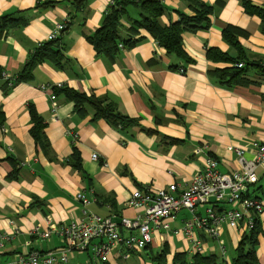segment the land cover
<instances>
[{
  "label": "crops",
  "instance_id": "crops-1",
  "mask_svg": "<svg viewBox=\"0 0 264 264\" xmlns=\"http://www.w3.org/2000/svg\"><path fill=\"white\" fill-rule=\"evenodd\" d=\"M111 1L0 0V16L20 15L25 21L0 37V69L12 82L4 88L6 80L0 78L4 117L0 126V236L7 238L0 239L2 263L14 262L28 252L47 253L63 247L59 235L42 239L36 229L43 233L93 215L110 217L117 225L123 218L136 219L143 212L127 206L134 191L177 184L182 192L209 157L226 174L242 169L238 150H243L245 161L255 159L251 142L264 137V71L253 64L264 68V33L260 19L245 13L243 0H202L215 7L212 26L183 35L185 52L195 63L178 70L172 68L177 60L143 30L142 40L130 48L120 45L114 60L97 54L88 38L103 25ZM159 1L168 9L159 20L161 26L176 22V11L191 13L187 0ZM250 1L264 7V0ZM139 20L138 11L129 6L121 20L123 40L128 39L132 22ZM65 22L67 32L59 37L67 57L63 67L45 61L34 67L30 81L14 85L31 54L48 42L57 24ZM227 25L248 33L239 39L248 62L247 86L229 88L209 76L211 70L227 64L209 61L207 48L234 58L238 55L222 37ZM61 85L88 96H108L122 114L139 124L116 128L104 119L94 120L89 106L80 114L64 94L56 93ZM52 94L57 96L55 111ZM29 105L45 120L48 152L36 145L30 133ZM73 143L81 171L67 163ZM94 154L98 160L92 159ZM257 176L258 182L248 187L246 195L263 198L264 169L259 168ZM79 193L90 198L91 204L78 201ZM207 207L222 212L229 205L211 199L198 213L203 215ZM191 218L190 212L182 210L168 231L152 234L144 250L124 259L128 250L119 248L105 264H179L177 256L192 264L193 242L182 232ZM257 218L260 231L254 253L258 264H264V213ZM248 231L244 222L239 228L225 225L216 241L196 229L204 248L200 255L214 258L215 264H233ZM90 257V251L74 252L69 263L84 264Z\"/></svg>",
  "mask_w": 264,
  "mask_h": 264
},
{
  "label": "built area",
  "instance_id": "built-area-1",
  "mask_svg": "<svg viewBox=\"0 0 264 264\" xmlns=\"http://www.w3.org/2000/svg\"><path fill=\"white\" fill-rule=\"evenodd\" d=\"M112 0L109 5L113 4ZM67 28V23L57 24L48 35V41L58 39ZM122 47V46H121ZM243 67V63L237 65ZM3 80L10 78L4 72ZM10 85L12 82L10 81ZM62 86V85H61ZM60 87V86H59ZM53 111L58 108L57 96L51 95ZM251 146L255 151V159L247 162L243 157V150H238L240 161L243 162L241 170L233 173H222L219 163L213 158H207L203 168L193 178L188 189L178 192V185L172 184L161 190H136L127 202V206L141 210L143 213L136 219L121 220V224H115L110 217L88 216L86 219L75 220L60 228H50L40 233L42 239L50 238L56 233L62 240L63 247L58 251L47 253L28 252L19 255L14 262L0 264H70V255L74 252H91L90 260L84 264H105L109 256L119 248H125L128 252L124 259H129L133 252L144 250L151 242L152 234L159 231H168L170 222L177 215L186 210L192 214V218L185 222L182 232L193 242L189 250L191 254H202L203 245L195 236V230H202L209 237L219 241L220 231L223 226L239 228L241 224L246 229L253 227L255 216L264 213V197L253 198L246 195L249 186L258 182L257 170L264 169V137L260 141H252ZM98 160L97 154L92 156ZM216 202L225 201L229 208L217 212L207 207L203 215L198 213V208L206 206L210 200ZM77 200L84 206L91 204L92 200L85 194H77ZM86 215L87 212L84 211ZM122 229V230H121ZM123 231H125L124 234ZM0 239H7L0 236ZM96 242L95 244H93ZM220 249L225 251L220 245Z\"/></svg>",
  "mask_w": 264,
  "mask_h": 264
},
{
  "label": "trees",
  "instance_id": "trees-1",
  "mask_svg": "<svg viewBox=\"0 0 264 264\" xmlns=\"http://www.w3.org/2000/svg\"><path fill=\"white\" fill-rule=\"evenodd\" d=\"M189 2L190 14L176 11L178 20L167 26H161L159 20L167 14L168 9L159 0H114V3L109 5L107 15L103 25L91 36L89 42L94 46L97 54L104 55L107 58L114 60L122 47H133L142 40L139 37L140 31H146L156 43L165 49L168 56L174 57L177 62L172 66L173 69L186 68L188 65L194 64L195 61L185 52L183 45V35L185 33H198L200 31L209 30L212 26L211 17L214 14L215 7L203 2L202 0H187ZM80 3H83L80 1ZM134 7L140 16L139 21H133L128 28V39L123 40L121 32V20L126 15L127 8ZM242 6L246 14L249 16L258 17L261 21V31L264 33V7L255 6L250 0H243ZM22 16L4 15L0 16V37H2L11 28L24 23ZM71 24V19H70ZM65 29L64 33L67 32ZM63 33V34H64ZM248 33L238 27L227 25L223 28V39L232 46L238 55L236 58L228 53L222 52L217 48H207V59L213 63L227 64L224 68H215L209 72L211 78L218 81L221 85L232 88L235 86H247L249 81L245 78L248 69L245 52L240 44V38ZM141 36V35H140ZM49 61L57 67H63L67 62V57L64 53L61 38L53 41H48L40 45L29 57L21 73L14 80V85L17 83L28 82L33 78V69L35 66ZM246 63L245 66L239 68L237 65ZM258 70L264 71V68L253 64ZM0 78H2V70L0 69ZM6 80L4 88L7 87ZM56 93L64 94L65 98L74 103L76 111L83 113L86 106H89L93 111V119H104L110 125L128 129L137 126V120L129 118L122 114L118 105L108 96L96 97L95 95L88 96L84 93H79L71 88L64 86L56 87ZM29 114L32 120L33 127L31 135L35 143L43 151L48 152L50 149L49 143L45 136L46 123L33 105H29ZM4 123V117L0 112V126ZM69 163L75 170L81 171V160L77 147L72 145V154L69 157ZM259 219L254 218L253 227L245 233L240 246L238 248V257L233 264H258L254 253V245L259 234ZM179 264H186L182 256H177ZM192 264H215V259L211 257H203L200 254H195L192 257Z\"/></svg>",
  "mask_w": 264,
  "mask_h": 264
}]
</instances>
